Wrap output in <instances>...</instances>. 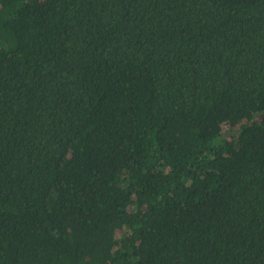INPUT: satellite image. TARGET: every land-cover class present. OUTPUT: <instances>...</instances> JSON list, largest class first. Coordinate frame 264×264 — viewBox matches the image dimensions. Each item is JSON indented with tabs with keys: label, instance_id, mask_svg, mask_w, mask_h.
Returning a JSON list of instances; mask_svg holds the SVG:
<instances>
[{
	"label": "trees",
	"instance_id": "trees-1",
	"mask_svg": "<svg viewBox=\"0 0 264 264\" xmlns=\"http://www.w3.org/2000/svg\"><path fill=\"white\" fill-rule=\"evenodd\" d=\"M0 264H264V0H0Z\"/></svg>",
	"mask_w": 264,
	"mask_h": 264
},
{
	"label": "rangeland",
	"instance_id": "rangeland-1",
	"mask_svg": "<svg viewBox=\"0 0 264 264\" xmlns=\"http://www.w3.org/2000/svg\"><path fill=\"white\" fill-rule=\"evenodd\" d=\"M227 127H228L227 125H224L222 128H223V130H225Z\"/></svg>",
	"mask_w": 264,
	"mask_h": 264
}]
</instances>
